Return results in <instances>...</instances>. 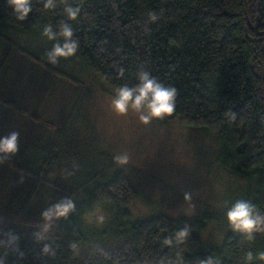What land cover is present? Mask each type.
<instances>
[{"label":"trees","instance_id":"1","mask_svg":"<svg viewBox=\"0 0 264 264\" xmlns=\"http://www.w3.org/2000/svg\"><path fill=\"white\" fill-rule=\"evenodd\" d=\"M56 2L45 9L43 0H32V11L19 21L7 0H0V79L14 54L80 90L84 85L74 64L99 76L113 96L118 86L139 83L137 73L147 71L177 89L176 109L164 118L207 130L211 165L237 185L223 191L222 202L206 203L194 216L155 211L165 194L158 200L154 193L162 188L145 195V185H137V180L146 183L140 169L116 163L117 154L102 144L94 123L82 113L80 92L60 129L0 94V107L31 118L49 135L21 141L16 160L0 153V164L28 179L9 205L0 202V264H193L210 258L213 264H264L246 260L248 252L264 251V232H254L250 241L227 219L240 199L264 217V0H68L81 9L75 20ZM64 22L79 47L74 56L58 57L53 64L46 53L56 41L43 36V28L51 24L59 32ZM10 26L34 42L44 37L43 51L2 32ZM61 137L68 140L63 146ZM85 143L92 149L86 150ZM83 154L96 159L95 166L82 167ZM142 195L153 207L136 216L130 203ZM67 199L74 208L66 216L43 215ZM97 213L103 220H94ZM208 224L223 233L219 242L202 239ZM185 229L179 241L177 233Z\"/></svg>","mask_w":264,"mask_h":264},{"label":"rangeland","instance_id":"2","mask_svg":"<svg viewBox=\"0 0 264 264\" xmlns=\"http://www.w3.org/2000/svg\"><path fill=\"white\" fill-rule=\"evenodd\" d=\"M15 29L2 28V32L22 42L26 48L33 47L38 52L43 51V45L48 42L44 37L34 42L24 34H20L21 36L15 34L19 33ZM72 66L79 69L75 74L84 85L80 90L65 80L51 77L39 64L22 55L14 54L10 58L7 73L0 79V94L12 100L17 107L25 108L30 114L60 129L63 124L65 125V115L70 112L72 107L70 105L80 97V92L81 111L91 123H94L96 135L102 144L117 155L127 154L129 156L127 164L139 168L138 173H143L146 183L137 180V185L140 186V183L145 185V195L152 196L153 190L156 191L154 188H162L161 193H154L158 195V200L160 194H165V198L161 196L160 203L156 204L155 211L160 207L164 210L162 212L167 214L194 216L206 203L222 202L223 191L237 185L233 177L223 173L214 163L211 165L212 138L207 130L165 118H153L149 124H143L138 115L131 110L127 115H118L111 108L114 96L103 89V85L107 86L106 83L88 70L80 69L74 64ZM76 111L81 112L79 108H76ZM0 131L6 136L13 131L20 133L18 152L8 153V156L15 160L21 151L19 145L21 141L29 139L32 141L34 137L45 140L49 136L44 127L42 125L39 127L31 118H21L2 107ZM59 140L61 146L68 141H64L63 137ZM85 144L86 150L92 149V143ZM69 149L67 151L71 153V145ZM77 150L79 148L74 147L73 151ZM97 160L100 163V158ZM95 163L96 159L89 161L87 154L82 155V167L95 166ZM27 183L28 179L21 172H16L6 164H0L1 204L9 205L13 195L21 193ZM186 193L190 194V200L185 199ZM80 196L79 193L76 199L80 200ZM37 200L38 198L34 202ZM152 207L153 203L144 196L142 198L135 196L130 203V208L136 216L146 215ZM101 217L103 214L97 213L94 220ZM212 228V225H209L201 236L205 242L209 240L217 243L223 233L219 234ZM196 261L193 264H199L201 260Z\"/></svg>","mask_w":264,"mask_h":264},{"label":"clouds","instance_id":"3","mask_svg":"<svg viewBox=\"0 0 264 264\" xmlns=\"http://www.w3.org/2000/svg\"><path fill=\"white\" fill-rule=\"evenodd\" d=\"M59 2L65 5L64 12L67 17L70 20H75L80 13V7H73L68 3V0H59ZM7 3L13 8L19 21L26 20L32 11V0H7ZM43 3L45 9H53L57 4L56 0H43ZM151 19L155 20L156 16L152 15ZM42 35L49 40L56 41L51 50L46 53L47 58L53 64L57 63L58 57L67 58L77 53L79 43L73 39V28L68 23H61L59 32L53 31L51 24L46 25ZM60 38H62V43ZM119 75L121 77L124 75L123 69L120 70ZM137 79L139 83L133 86L123 84L115 89V95L111 101L112 110L118 115H127L131 110L138 115L143 124H149L153 118L163 119L165 116H171L176 109L177 89L173 86H165L151 73L144 70L137 73ZM232 118L235 119V116L233 115ZM19 135L18 131H13L10 135L0 138V153H17ZM2 159L3 157H0V160ZM114 159L119 165H126L129 162L127 154L116 155ZM185 199L190 200V194L186 193ZM73 208L72 201L67 199L54 205L43 215L48 218L53 215L56 217L66 216ZM100 219L103 220V217ZM227 219L234 229L246 232L248 234L247 239L250 241L254 239V232H264V227H261L264 225V217L259 215L255 206L246 200H237L228 209ZM186 235L187 229L177 233L178 240L182 241ZM165 243H170V241L166 240ZM253 259L264 261V251L255 256L252 252H248L246 260L250 262ZM199 264H213V261L210 258L207 261H200Z\"/></svg>","mask_w":264,"mask_h":264}]
</instances>
